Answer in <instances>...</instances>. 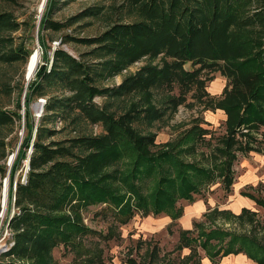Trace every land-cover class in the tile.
Segmentation results:
<instances>
[{
	"label": "trees",
	"instance_id": "trees-1",
	"mask_svg": "<svg viewBox=\"0 0 264 264\" xmlns=\"http://www.w3.org/2000/svg\"><path fill=\"white\" fill-rule=\"evenodd\" d=\"M57 2L48 0L41 19L39 69L30 84L23 76L21 94L28 84L26 137L10 172L9 190L10 204L18 211L9 221L14 243L0 254V264H57L53 252L62 245L83 257L88 250L81 242L95 233L83 217V211L91 207L105 206L120 225L130 223L139 212L165 214L177 221L184 214L179 202H193L218 179L231 191L238 152L253 150L254 132L264 127V0H121L106 12L86 9L69 22L105 16L110 19L109 27L93 37L66 35L62 44L95 45L91 52L95 62L91 63L60 47L51 62L52 47L43 32L60 31L69 24L53 19ZM20 27L12 14L0 12V59L28 63L33 51L28 52L25 43L7 49L13 42L10 34ZM145 58L146 65L126 76L118 87L96 84L99 77L113 78ZM188 63L194 66L192 70L186 68ZM205 69L220 71L227 78L221 97L206 91L211 78L201 77ZM176 85L179 95L171 93ZM53 87L68 90L70 95L49 96L46 114L37 127L31 105L48 96L47 88ZM155 88L168 91L166 103L174 110L196 88L206 109L225 112L226 133L214 147L209 164L187 158L198 154L199 145L211 141L207 140L210 129L191 127L174 140L157 143V134L141 127L152 126L165 115L161 101L155 99ZM98 96L126 105L118 112L98 105ZM16 107L18 112L10 113L0 104V127L22 119L21 98ZM77 110L73 121L78 134L47 142L58 131L45 127L43 121L67 120ZM82 122L101 124L103 131L87 134ZM30 150L27 183H23L17 175ZM7 173L6 165L0 167V211L2 178ZM243 194L264 207V199ZM221 215L230 221L258 223L257 213L246 209L240 215L219 209L207 212L209 223H196L197 236L193 230L180 232L177 249L191 250L185 264H202L199 247L212 263L243 253L264 264V243L259 236L216 225ZM155 251L153 248L152 256ZM84 258L93 263L92 257ZM167 264L177 263L167 260Z\"/></svg>",
	"mask_w": 264,
	"mask_h": 264
},
{
	"label": "rangeland",
	"instance_id": "rangeland-1",
	"mask_svg": "<svg viewBox=\"0 0 264 264\" xmlns=\"http://www.w3.org/2000/svg\"><path fill=\"white\" fill-rule=\"evenodd\" d=\"M42 3L43 0H0V12H8L12 14L16 21L21 25L19 30L10 34L13 42L12 44L9 43L8 50L14 49L22 43H25L28 52L34 51L36 48L38 50L40 45L38 42V25L39 18L42 19L40 12L41 9H39V7ZM120 4L121 0H58L55 8L56 10H54L52 17L57 22L69 24L60 31L47 30L46 32H43V34H45V39H47L48 44L52 47L50 55L51 62L55 55L54 49H57L58 47L69 52V54L76 58H83L89 63L95 62L94 57L91 55L92 50L96 47L95 45L88 46L76 42L62 44V40L66 35H72L75 37H93L100 35L109 27L108 24L110 19L105 16L98 18L87 16L81 19L72 20L71 22H69V20L92 7L102 8V10L106 12L107 9L111 7L110 5L119 6ZM41 55L43 56L42 50ZM147 62L148 60L146 58L142 59L113 78L99 77L96 84L100 88L118 87L126 76L135 73L146 65ZM26 67L27 63H25L24 60L9 62L0 59V104L2 108L10 113L18 112L16 102L20 98L22 101V109L20 110L22 119H17L14 123H9L6 126L0 127V167L4 165L8 167L7 175L2 178V186H4V183L8 178V200L6 201V206L3 197L4 186L0 211V254L8 247H12L11 245L14 243V240L12 239L14 231H12V228L9 226V221L14 217L13 215L18 211V208L15 207L14 203L12 205L10 204L9 190L10 172L16 158L11 163L10 160L12 156L17 153L19 145L26 137V121L25 114L23 113V103L25 106L26 98L24 99V94L27 84L23 94H21L23 76L26 77ZM197 67L198 66L195 68ZM186 68L192 70L194 66L191 63H188L186 64ZM201 77L204 79L211 78L206 84V91L214 98L221 97L227 85V78L224 77L220 71H212L209 69H205L202 72ZM25 81H27L26 78ZM7 87L13 89L9 90ZM154 92L156 101H161L160 105H162L165 115L163 119L155 122L152 126L144 124L141 127L147 131L150 130L155 132L157 134V143H165L174 140L180 135V133H183V131L190 129L191 127H204L210 129L211 134L207 135V140L211 141L199 145L198 154L196 156L192 154L188 155L187 158L189 160L195 158L204 165L209 164L214 147L220 143V139L226 133L225 120H223L224 118H220V111L206 109L203 101L199 99L201 92L196 90V88L189 92L187 95V101L180 105L177 110H174L169 103H166V100L168 99V91L166 89L155 88ZM65 93L70 95V91L68 90H60L56 87L47 88L48 96L34 100L31 105V113L36 119L37 127L40 125L41 119L46 114L45 105L47 104L48 97L54 95L61 96ZM171 93L179 95L180 87L176 85ZM95 100L98 105H108L112 110L118 112H121L126 105V103L124 104L121 100L114 102L107 99L105 96H98ZM38 105L43 106L42 113H40L41 117L39 119L36 118V106ZM77 112L78 110L67 120H64L62 117L57 119H45L43 121L45 127L58 131L55 136L47 138V142L75 137L78 134V131L73 119L78 115ZM81 127H83V132L87 134L96 135V133L99 134L103 131L101 124L82 122ZM211 136L213 137L210 139ZM260 140L263 141H260L261 145L258 144L257 146L264 148V138ZM245 158L248 159L249 154L244 156L243 152H239L237 161L238 165H240ZM253 161L255 164L261 163L264 165V162H261L260 159ZM29 166L27 160L18 172L17 179L23 183H25L27 173H29ZM248 190L250 189L248 188ZM255 193L264 197V184L260 183L257 186ZM210 196L216 199V205L224 204L229 197L224 192L221 184L218 183L205 187L199 195L195 196L196 199L193 202L181 200L178 205L184 208L185 206L193 205L198 199L206 200ZM104 208L105 206H97L83 211L85 224L95 232L94 234H89L84 237L81 242L86 250H88V253L86 255L84 254L83 257H79L78 254L68 251L63 245L59 246L53 252V256L56 262H58L57 264H167V260H172L177 264H185V258L191 253V250L189 248H185L181 251L177 249L180 232L187 229L182 218L172 222L173 220L165 214L158 216L151 214L145 216L142 212H139L130 223L120 225L114 221L113 215L110 212H107ZM256 212H258L257 227L249 221L242 223L235 219H232L231 221L227 220L228 218L224 215H221L216 219V225L228 230L243 233L251 232L258 235L260 240L264 243V209L257 207ZM206 215L207 212L203 213L200 217L193 219L191 221L190 229L194 231L196 223L199 222L206 221L209 223L206 219ZM197 235L198 232L196 230L194 231V236ZM153 248L156 249L155 256H152ZM241 255L232 254L228 259L223 258L212 263L207 257L205 251L199 247V256L202 264H246ZM85 256L92 257L93 263L84 260ZM78 257L82 259L80 260Z\"/></svg>",
	"mask_w": 264,
	"mask_h": 264
},
{
	"label": "crops",
	"instance_id": "crops-1",
	"mask_svg": "<svg viewBox=\"0 0 264 264\" xmlns=\"http://www.w3.org/2000/svg\"><path fill=\"white\" fill-rule=\"evenodd\" d=\"M219 111L220 118H224L223 120L226 121L227 116L225 112L223 110ZM254 135L256 137V140L251 144L253 150L243 153L244 156L249 154V158H245L240 165H238L237 158L234 164L233 170L235 179L231 187V191H226L222 181L219 179L212 184H221L224 192L229 196L227 200L222 205H216V199L210 196L206 200L198 199L193 205L185 206L184 214L181 217L185 222V226H187V229L185 230H191V221L193 219H196L200 217L203 213L212 211L214 209L229 211L234 215H240L245 209L254 213H258L256 212L257 207H261L264 209V207L259 205L253 198L243 194L244 192H246L264 199V197L255 193L257 190V186L260 183L264 184V165L261 163L255 164L253 161L260 159L261 162H264V148L257 146L258 144L261 145L260 141H263L260 139L264 138V127H262L258 132H254ZM248 188L250 190H248ZM230 256L225 257L224 259H228ZM241 256L243 257V260L246 262V264H259L249 258L246 254Z\"/></svg>",
	"mask_w": 264,
	"mask_h": 264
},
{
	"label": "bare ground",
	"instance_id": "bare-ground-1",
	"mask_svg": "<svg viewBox=\"0 0 264 264\" xmlns=\"http://www.w3.org/2000/svg\"><path fill=\"white\" fill-rule=\"evenodd\" d=\"M41 6L42 5H40L39 9L41 8ZM41 58H42V55L40 54V52H38L36 48L30 55L29 61L27 63L26 79L30 78V80H32L35 77L37 70L39 69L38 67L40 65ZM36 108H37L36 118H38L39 116L41 117L40 113H42V105H38L36 106ZM7 200H8V197L6 198V201ZM6 206H7V202H6Z\"/></svg>",
	"mask_w": 264,
	"mask_h": 264
},
{
	"label": "water",
	"instance_id": "water-1",
	"mask_svg": "<svg viewBox=\"0 0 264 264\" xmlns=\"http://www.w3.org/2000/svg\"><path fill=\"white\" fill-rule=\"evenodd\" d=\"M47 2H48V0H43V3H42V6H41V10H40V12H41V18H42V13H43V11H44V9H45V7H46V5H47ZM40 23H41V19L39 18V25H38V33H39V27H40ZM38 42H39V40H38ZM56 49H54V51H55ZM38 52H40V54H41V45H39V47H38ZM30 82V78H27V83L28 84H30L29 83ZM28 84H27V87H26V90H25V94H24V99L26 98V95H27V88H28ZM42 109H43V106H42ZM23 113L24 114H26V108H25V106H24V103H23ZM40 118V116L38 117V119ZM22 142V141H21ZM20 147H21V144L19 145V148H18V150H17V153L15 154V155H13L12 156V158H11V160H10V163L15 159V158H17V155H18V152H19V150H20ZM32 154V150H30V153H29V159H28V166H29V164H30V155ZM7 180H8V178H7ZM8 182V181H7ZM7 182H6V184H5V187H4V201L6 202V198H7V196H8V191H7ZM4 202V203H5Z\"/></svg>",
	"mask_w": 264,
	"mask_h": 264
},
{
	"label": "built area",
	"instance_id": "built-area-1",
	"mask_svg": "<svg viewBox=\"0 0 264 264\" xmlns=\"http://www.w3.org/2000/svg\"><path fill=\"white\" fill-rule=\"evenodd\" d=\"M243 131H244V132H247V130H243ZM6 182H7V179H6L5 183H4V186H5ZM25 183H27V178L25 179ZM3 197H4V196H3ZM4 204H5V203H4ZM10 248H11V247H8L4 252L8 251Z\"/></svg>",
	"mask_w": 264,
	"mask_h": 264
}]
</instances>
